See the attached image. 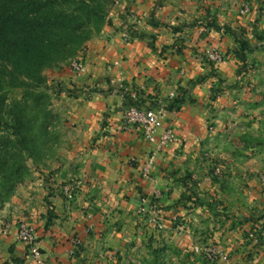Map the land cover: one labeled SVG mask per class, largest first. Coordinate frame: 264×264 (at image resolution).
<instances>
[{
	"label": "crops",
	"instance_id": "1",
	"mask_svg": "<svg viewBox=\"0 0 264 264\" xmlns=\"http://www.w3.org/2000/svg\"><path fill=\"white\" fill-rule=\"evenodd\" d=\"M77 58L45 70L56 138L0 209V264H264V0H115ZM131 104H164L178 140L125 127Z\"/></svg>",
	"mask_w": 264,
	"mask_h": 264
},
{
	"label": "trees",
	"instance_id": "2",
	"mask_svg": "<svg viewBox=\"0 0 264 264\" xmlns=\"http://www.w3.org/2000/svg\"><path fill=\"white\" fill-rule=\"evenodd\" d=\"M114 2L0 0V209L30 178L29 160L56 138L45 70L77 58Z\"/></svg>",
	"mask_w": 264,
	"mask_h": 264
},
{
	"label": "built area",
	"instance_id": "3",
	"mask_svg": "<svg viewBox=\"0 0 264 264\" xmlns=\"http://www.w3.org/2000/svg\"><path fill=\"white\" fill-rule=\"evenodd\" d=\"M207 59L212 62H219L222 60V55L218 50L213 49L207 52ZM70 67L75 73H80L84 69V63L79 58H73L70 60ZM171 97H174V93L171 94ZM166 114L167 109L164 104L149 108L141 107L138 104H131L123 112V125L125 127H137L143 137L149 142L154 143L157 151H160L178 140L175 130L165 125ZM156 153L150 154L143 165L142 176L145 178L150 177L151 169L156 163ZM74 191L75 186L70 185L67 187V193L70 198H72ZM138 212L147 215L149 223L158 227L162 225L156 205H141ZM17 235L18 239L29 247L31 256L34 258L41 257L37 232L31 225L20 221L18 223ZM203 250L206 258L211 262L218 259L228 260V255L221 249L206 246Z\"/></svg>",
	"mask_w": 264,
	"mask_h": 264
},
{
	"label": "rangeland",
	"instance_id": "4",
	"mask_svg": "<svg viewBox=\"0 0 264 264\" xmlns=\"http://www.w3.org/2000/svg\"><path fill=\"white\" fill-rule=\"evenodd\" d=\"M247 1H245L244 2V4H243V7H242V10H241V12H246L247 10H249V8H248V3H246ZM115 3V2H114ZM51 81V80H50ZM19 95H20V91H18V90H16V91H14V92H11V95H10V97H19ZM157 194V196L159 195V192H157L156 193ZM138 210H139V208H138ZM137 210V211H138ZM139 213V212H138ZM139 214H141V213H139ZM143 215V214H142Z\"/></svg>",
	"mask_w": 264,
	"mask_h": 264
}]
</instances>
